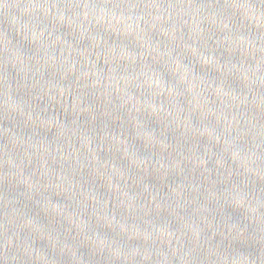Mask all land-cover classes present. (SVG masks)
Listing matches in <instances>:
<instances>
[{
	"label": "water",
	"instance_id": "water-1",
	"mask_svg": "<svg viewBox=\"0 0 264 264\" xmlns=\"http://www.w3.org/2000/svg\"><path fill=\"white\" fill-rule=\"evenodd\" d=\"M0 264H264V0H0Z\"/></svg>",
	"mask_w": 264,
	"mask_h": 264
}]
</instances>
